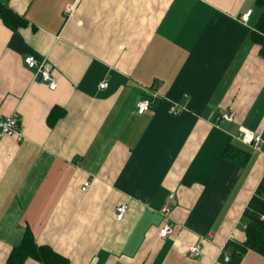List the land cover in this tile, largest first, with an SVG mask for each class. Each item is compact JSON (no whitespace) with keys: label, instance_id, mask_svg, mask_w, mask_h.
<instances>
[{"label":"crops","instance_id":"0c3cea01","mask_svg":"<svg viewBox=\"0 0 264 264\" xmlns=\"http://www.w3.org/2000/svg\"><path fill=\"white\" fill-rule=\"evenodd\" d=\"M5 3L26 25L0 19V118L16 112L21 125L20 139L0 140V264L27 230L68 264H226L264 175L257 0ZM27 56L46 59L54 90L35 82ZM144 99L153 105L139 114ZM227 110L232 122L217 127ZM240 129L262 133L259 149ZM239 264L264 257L248 251Z\"/></svg>","mask_w":264,"mask_h":264},{"label":"trees","instance_id":"16d2710c","mask_svg":"<svg viewBox=\"0 0 264 264\" xmlns=\"http://www.w3.org/2000/svg\"><path fill=\"white\" fill-rule=\"evenodd\" d=\"M257 5L263 11L256 26V31L253 33V39L261 45V52L264 56V0H257ZM0 19L4 25L12 30L26 25V20L14 13L7 6L5 0H0ZM49 122L52 121L49 119ZM241 222L244 224L245 241L239 243L230 240L227 242L220 256L221 261H224L223 255H228L229 260L226 264H239L248 251L264 257V175L242 214ZM28 258L41 264H68L67 258L58 254L52 248L37 245L33 235L27 230L19 244L12 248L6 264H23Z\"/></svg>","mask_w":264,"mask_h":264},{"label":"built area","instance_id":"2783aa9c","mask_svg":"<svg viewBox=\"0 0 264 264\" xmlns=\"http://www.w3.org/2000/svg\"><path fill=\"white\" fill-rule=\"evenodd\" d=\"M74 7L69 6L65 10V13L71 14ZM251 10L247 11L243 15L240 16V20L242 23H246L251 15ZM24 65L32 70L33 72V79L39 85H43L51 90L56 88L55 79L52 75L51 68L48 65L46 59L37 60L32 56L24 57L23 59ZM108 86V82L103 80L99 83V88L104 89ZM153 105V99H144L140 100L136 104V112L142 114L151 110ZM182 107L178 105H173L171 108V114L179 115L181 112ZM234 117V113L231 110L223 111L219 114L217 118V127H220L221 124H227L232 122ZM5 136H12L20 139L21 137V125L19 116L16 112L12 113L11 115L0 118V140ZM237 140L252 146L254 149H259L260 145L262 144V133L261 132H253L248 131L245 129H240V132L237 136ZM88 187V183H84L82 190L85 191ZM173 202V197L169 196L165 202V205L161 208L160 212L164 218V222L162 228L159 231L160 238H166L172 232V225L171 219L169 217V213L171 210V204ZM127 211L126 205H119L115 209V219L117 221H121L124 217V214ZM189 255L191 257H198L200 255V249L198 245H193L189 248ZM224 262H228L229 257L227 254L223 255Z\"/></svg>","mask_w":264,"mask_h":264}]
</instances>
